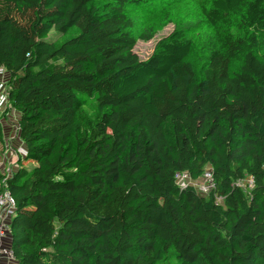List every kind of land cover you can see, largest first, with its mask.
<instances>
[{
	"label": "trees",
	"instance_id": "1",
	"mask_svg": "<svg viewBox=\"0 0 264 264\" xmlns=\"http://www.w3.org/2000/svg\"><path fill=\"white\" fill-rule=\"evenodd\" d=\"M151 1L0 0L19 264H264V0H207L201 62L181 30L138 59ZM208 167L210 195L175 185Z\"/></svg>",
	"mask_w": 264,
	"mask_h": 264
},
{
	"label": "rangeland",
	"instance_id": "2",
	"mask_svg": "<svg viewBox=\"0 0 264 264\" xmlns=\"http://www.w3.org/2000/svg\"><path fill=\"white\" fill-rule=\"evenodd\" d=\"M207 0H152L144 5L127 10L132 21V35L137 38L134 53L140 61L147 60L155 51L157 45L177 30L190 40L195 48L191 61H202L213 36L212 28L207 24L202 14V7H208ZM77 30H71L61 43L74 37ZM141 35H150L149 41L138 39ZM49 38H52L50 36ZM15 43L20 45L16 37ZM9 75L0 70V179L10 178L17 170V157L26 153L25 146L19 139L17 127L19 115L10 109L8 104ZM85 126L93 119L92 111L83 116ZM10 159V161L8 160Z\"/></svg>",
	"mask_w": 264,
	"mask_h": 264
},
{
	"label": "built area",
	"instance_id": "3",
	"mask_svg": "<svg viewBox=\"0 0 264 264\" xmlns=\"http://www.w3.org/2000/svg\"><path fill=\"white\" fill-rule=\"evenodd\" d=\"M6 181L7 178L0 179V264H19L14 257L11 244V222L16 212V203L7 188ZM174 183L179 189L192 188L202 196L210 195L215 188L209 167L198 180H192L187 172H177L174 176ZM235 186L248 192L254 187V180L247 177L236 182ZM221 200L218 198L217 202L221 203Z\"/></svg>",
	"mask_w": 264,
	"mask_h": 264
},
{
	"label": "crops",
	"instance_id": "4",
	"mask_svg": "<svg viewBox=\"0 0 264 264\" xmlns=\"http://www.w3.org/2000/svg\"><path fill=\"white\" fill-rule=\"evenodd\" d=\"M7 156L9 157L10 155H9V154H6L5 157H7ZM5 157H2V156L0 155V159H1V158L5 159ZM8 160L10 161V159H8ZM0 164H1V162H0Z\"/></svg>",
	"mask_w": 264,
	"mask_h": 264
}]
</instances>
